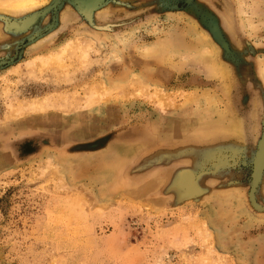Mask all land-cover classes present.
<instances>
[{
	"label": "rangeland",
	"instance_id": "374dc122",
	"mask_svg": "<svg viewBox=\"0 0 264 264\" xmlns=\"http://www.w3.org/2000/svg\"><path fill=\"white\" fill-rule=\"evenodd\" d=\"M35 1L0 0V264H264V0Z\"/></svg>",
	"mask_w": 264,
	"mask_h": 264
},
{
	"label": "bare ground",
	"instance_id": "6f19581e",
	"mask_svg": "<svg viewBox=\"0 0 264 264\" xmlns=\"http://www.w3.org/2000/svg\"><path fill=\"white\" fill-rule=\"evenodd\" d=\"M92 0L91 2H93ZM9 4V3H8ZM37 1L35 0H12V7L13 10L17 11H26V10H31L37 5ZM10 7V6H9Z\"/></svg>",
	"mask_w": 264,
	"mask_h": 264
},
{
	"label": "water",
	"instance_id": "95a60500",
	"mask_svg": "<svg viewBox=\"0 0 264 264\" xmlns=\"http://www.w3.org/2000/svg\"><path fill=\"white\" fill-rule=\"evenodd\" d=\"M84 1H86V0H83V1H81V3H83L82 5H84ZM101 2V0H98L97 2H95L93 5H89V6H87V5H84V7H86V8H91V7H94L95 5H97L98 3H100ZM1 63V62H0ZM262 144V147H263V141H261L260 142V145ZM258 149H259V147H258ZM258 152V151H257ZM253 169H254V167H253ZM254 175V174H253ZM253 181H255V179L253 178Z\"/></svg>",
	"mask_w": 264,
	"mask_h": 264
}]
</instances>
